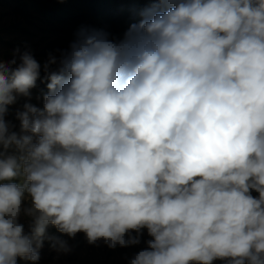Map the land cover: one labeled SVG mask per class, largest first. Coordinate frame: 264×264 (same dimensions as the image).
I'll use <instances>...</instances> for the list:
<instances>
[{
	"label": "clouds",
	"instance_id": "1",
	"mask_svg": "<svg viewBox=\"0 0 264 264\" xmlns=\"http://www.w3.org/2000/svg\"><path fill=\"white\" fill-rule=\"evenodd\" d=\"M148 3L50 56L19 134L41 65L0 58V264L71 251L50 225L109 248L147 229L130 264H264V0Z\"/></svg>",
	"mask_w": 264,
	"mask_h": 264
},
{
	"label": "rangeland",
	"instance_id": "2",
	"mask_svg": "<svg viewBox=\"0 0 264 264\" xmlns=\"http://www.w3.org/2000/svg\"><path fill=\"white\" fill-rule=\"evenodd\" d=\"M149 6L148 0H0V58L8 62L15 57L19 64V57L29 52L41 65L40 78L30 90L31 97L19 96L8 106L5 118L13 126L11 130L20 133L17 113L24 110L25 103L43 108V96L48 91L43 66L50 56L58 58L81 29L104 30L110 33V38L121 39ZM251 195L258 197L259 193L252 191ZM20 222L25 225V231H29L28 218L22 215ZM46 231L47 235L66 240L71 251L59 252L45 239L36 264H130L138 252L148 247L147 241L151 239L147 229H143L138 244L109 248L102 240L88 243L84 233L70 238L51 225ZM131 235L137 234L132 232ZM17 264L32 262L18 257ZM213 264L229 262L216 259Z\"/></svg>",
	"mask_w": 264,
	"mask_h": 264
}]
</instances>
